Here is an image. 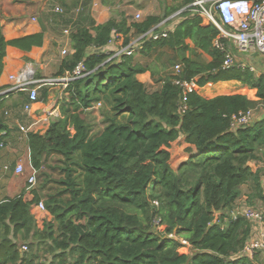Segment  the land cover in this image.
I'll use <instances>...</instances> for the list:
<instances>
[{
    "label": "trees",
    "instance_id": "16d2710c",
    "mask_svg": "<svg viewBox=\"0 0 264 264\" xmlns=\"http://www.w3.org/2000/svg\"><path fill=\"white\" fill-rule=\"evenodd\" d=\"M102 2L113 8L125 0ZM193 3L180 0L162 16L132 24L125 16L112 18L71 34L73 53L58 76L81 62L89 75L69 84L46 134L27 136L40 191L31 201L25 190L0 201V264H46V257L51 264H256L255 257L240 256L253 224L234 221L232 213L244 187L251 193L248 208L264 206L263 168L253 169L264 163V75L222 69L224 53L214 46L220 32L196 16ZM152 30L168 35L155 40ZM120 36L117 49L133 39L139 48L114 57L117 50L109 47ZM43 44V33L6 40L0 27V77L7 47L30 52ZM176 64L182 67L178 76L171 72ZM145 73L158 89L150 91L139 80ZM176 80H197L200 88L238 81L256 89L258 100L185 95ZM101 102L109 107L106 126L93 135L82 114ZM249 110L262 113L232 130V118ZM182 143L189 158L176 168ZM50 180L61 187L53 191ZM39 202L53 217L43 229L32 214Z\"/></svg>",
    "mask_w": 264,
    "mask_h": 264
},
{
    "label": "crops",
    "instance_id": "0c3cea01",
    "mask_svg": "<svg viewBox=\"0 0 264 264\" xmlns=\"http://www.w3.org/2000/svg\"><path fill=\"white\" fill-rule=\"evenodd\" d=\"M144 1L147 2L148 0H125L121 6L111 8L104 5L102 0H92L90 2L92 5L91 11L87 16L84 17L82 15L81 18H77L69 24L68 20L61 18L63 14L54 12V9L57 6H61L60 3L69 7L73 4L88 2V0H0V27L6 40L38 33L44 34L42 47H34L30 52H25L15 47H7L6 50L4 68L0 77V95L5 96L2 100L3 105L0 107V132L6 142L5 149L0 151V201L7 197H16L24 190V198L26 200L31 201L34 199V188L29 185L26 186L27 180L22 182L23 179L19 181L15 177V168L20 164H24L25 170L29 175L33 172V168L30 166V150L29 146H27V136L29 133L37 134L39 130L43 129L40 134L43 135L46 132L55 114L60 112L57 100L62 94V92L59 93L60 95L57 97V94L54 93L57 91V86H41L39 87V101L33 104L30 111H25L24 107L28 102L27 93H13L14 95L7 93L11 89L10 76L30 66L36 70V78L39 80L50 79L49 75L54 70L56 71L55 78H58V72L65 58L62 52L67 50L71 54L73 53L71 34L78 27L90 28L98 26L108 22L113 16L118 20H120L121 16H131V14L136 16L137 13L144 16H162L159 8L149 9L141 7L140 5ZM15 6H18V8H15ZM72 12L76 16H80L81 8H76ZM75 22H77V28L74 29ZM67 30L70 35L65 34ZM119 38L122 40L119 41L118 46H121L124 37ZM139 45L138 40H136L130 45L131 50H137ZM114 48L119 50L115 45H111L109 50ZM230 49L233 53H236L237 48L234 45H231ZM246 58L251 65L255 66L254 63L257 61L255 58H248V56ZM243 59H245V56H243ZM139 80L145 84L152 83L150 73L140 75ZM42 91H44L43 95L48 92L46 100H43L44 97L41 99ZM197 93L207 99L221 95L244 94L251 100H258L256 89H252L238 81L208 84L198 89ZM21 127H25L27 133L22 132ZM183 144L187 147L186 143ZM188 158L189 155L187 156ZM30 167L31 172L29 170ZM260 168H263L262 174H264V163H254V170ZM241 191V196L236 201L234 208L245 209L248 208L246 201H250L248 198L251 193L247 187L242 188ZM32 214L36 219L37 227L43 229L44 221H41L40 217L44 218L45 215L35 212H32ZM252 224L253 231L248 240L254 235L264 233V225H256L253 222ZM255 262L256 264H264V249L257 252Z\"/></svg>",
    "mask_w": 264,
    "mask_h": 264
},
{
    "label": "built area",
    "instance_id": "2783aa9c",
    "mask_svg": "<svg viewBox=\"0 0 264 264\" xmlns=\"http://www.w3.org/2000/svg\"><path fill=\"white\" fill-rule=\"evenodd\" d=\"M48 1V0H43ZM227 6L225 9L224 7ZM192 11L196 16L202 18L204 23L213 24L217 27L220 34L214 42L216 49L224 53V60L222 63L223 70H231L234 68H240L242 70H250L256 73L258 69L251 65L246 56L249 57L251 52L258 53L259 56L264 61V0H194L191 5ZM54 12L58 14H65V10L61 6H57ZM179 14V13H178ZM177 14V15H178ZM176 16V15H175ZM224 16V17H223ZM136 21H140L142 15L140 13L136 14ZM173 18V17H171ZM170 18V19H171ZM225 18V20H224ZM163 24V23H162ZM65 34L70 35L67 30ZM168 31L164 30L159 34H155L154 30L149 33L153 39L158 40L160 38H166ZM113 44V43H112ZM234 45L239 53L245 56L243 61H238L230 46ZM117 50V54L114 57L120 56L121 54L131 55L133 51L131 46H128L124 50ZM63 56H68L71 52L63 50ZM181 65L176 64L172 68V73L178 76L181 72ZM89 73L86 72L85 65L83 62L79 63L77 67L72 71H67L62 77L58 78H45L37 79L36 70L27 66L10 76L11 89L7 92L9 93H27L28 102L26 103L24 109L25 111H30L33 104L39 101L40 93L39 87L41 86H61L63 88L62 93H65L69 84L77 79H82L88 76ZM259 75H264L261 73ZM175 84L180 86L185 92L184 94L197 93L198 87L197 80L192 81H181L176 80ZM62 95L59 96L57 100L60 105L63 101ZM186 101V97H184ZM100 106V104H99ZM187 106H181V112L185 113ZM59 113L55 114L58 116ZM256 119V111L249 110L247 112H242L238 116H234L231 121L232 130H237L243 126L251 125ZM21 131L27 133L25 127H21ZM6 142L3 138V134L0 133V151L5 149ZM8 169V168H6ZM25 172V167L20 164L15 168L16 175H23ZM262 186L264 189V174L261 175ZM37 182L36 172L31 174L28 184L31 188L35 186ZM158 205V203H155ZM32 212L40 214H49L44 202H39L32 206ZM220 216V214H219ZM233 220L236 221L238 218H245L256 225H264V215L262 212L252 209H236L232 213ZM157 225L160 227V223ZM185 248L182 250L183 253H188L189 244L187 241H181ZM264 249V233L252 236L245 245V248L240 253V256H246L254 258L257 252ZM23 251H27V246H23ZM186 250V252H184Z\"/></svg>",
    "mask_w": 264,
    "mask_h": 264
},
{
    "label": "rangeland",
    "instance_id": "374dc122",
    "mask_svg": "<svg viewBox=\"0 0 264 264\" xmlns=\"http://www.w3.org/2000/svg\"><path fill=\"white\" fill-rule=\"evenodd\" d=\"M178 1H180V0H148L147 2H143L140 6L141 7H143V8H153V9H155V8H159L160 9V14H162V15H164L165 14V11L167 10V8L169 7V6H172V5H176V3L178 2ZM90 2H92V0H88V2H82L81 4H73V5H71V6H69V7H66L65 5H63L62 3H60V5H61V7L65 10V14H63V16H61V18H63V19H66V20H68V22H69V24H71L72 22H74L75 21V19H77V18H81L82 17V15L85 17V16H87V14L91 11V7H92V5L90 4ZM99 4V3H98ZM81 8V13H80V16H76L72 11L73 10H75L76 8ZM15 8H18V6L16 7L15 6ZM19 11L21 12V10L19 9ZM115 16H113L112 18H114ZM123 16H121V18H122ZM126 17V19H127V22H128V24H132V23H135V22H138V21H136V17H135V15H133V14H131V16H125ZM147 16H144V15H142V17H141V19H140V21H142V20H144L145 18H146ZM120 18V19H121ZM117 19V18H116ZM139 21V22H140ZM164 24V23H163ZM163 24H161L160 26H162ZM207 24V23H206ZM208 25V24H207ZM77 26V22H75V24H74V29L75 28H77L76 27ZM169 25H167V26H165L164 27V29H170V27H168ZM134 36V35H133ZM132 36V37H133ZM120 37H122V36H120ZM122 40V39H121ZM120 40V38L118 37V39H116V41L114 40V42H112V43H114L115 44V47H118V43H119V41H121ZM136 40H138V39H133V41H132V43H134ZM123 41H124V38H123ZM123 41H122V43H123ZM111 43V44H112ZM131 43V44H132ZM110 44V45H111ZM127 47H125V48H122L121 50H124V49H126ZM138 48V47H137ZM115 49V48H114ZM113 49V50H114ZM120 50V51H121ZM234 55L236 56V58L238 59V61H243L244 59H243V54L242 53H239L238 52V50H236V53H234ZM249 57H253V58H255L257 61H255L256 63H254L255 64V66L258 68V71L256 72V74L257 75H259V74H261V73H264V61H262L263 59L259 56V54L258 53H255V52H251V54L249 55ZM248 57V58H249ZM205 60H209V58L207 57V56H205ZM171 72H172V70H171ZM56 71L54 70L53 71V73H51L49 76L51 77V78H55L56 76ZM147 84V86H148V89L150 90V91H154V90H156V89H158L159 88V86L156 84V83H154L153 81H152V83H146ZM57 91H55L54 93H56L57 94V97L60 95L59 93H61L62 91H63V88L61 87V86H57V89H56ZM43 93H44V91H42L41 92V99L44 97V95H43ZM63 94V96H62V98H63V100H65V93H62ZM244 95V94H243ZM62 103V102H61ZM99 104H100V106H99ZM59 108H60V105H59ZM60 111V110H59ZM109 112V107H107L106 105H105V103H103V102H101V103H98L95 107H93L92 109H89V110H85L84 111V113L82 114V118H84L85 119V121L91 126V128H92V134L93 135H96V134H100L102 131H103V129L105 128V126H106V123H105V113H108ZM256 113H257V115H259V114H261L262 113V111L261 112H257L256 111ZM59 116H60V113L58 114V116H55L53 119H52V121H51V123L52 122H54V121H57L58 120V118H59ZM50 123V124H51ZM50 126V125H49ZM49 128V127H48ZM48 128L46 129V131L48 130ZM44 130V129H43ZM43 130H39L38 131V135H41L40 133L43 131ZM44 134H46V132L44 133ZM43 134V135H44ZM43 135H41V136H43ZM29 144L27 143V146H28ZM29 148V147H28ZM185 149H186V145L185 144H180V146L177 148V153H176V155H175V158H174V160H173V165L176 167V168H178L183 162H185V161H187L188 159H187V156H188V154L186 153V151H185ZM31 155V154H30ZM54 157V155L52 156V158ZM51 164H52V166H56L57 164L55 163V161H53V159H52V162H51ZM24 167H25V165L24 164H22ZM30 166L33 168V166L31 165V163H30ZM31 167L29 168V170H30V172H31ZM33 172H35L34 171V169H33ZM33 172L31 173V174H33ZM31 174L29 175V173L28 172H26V170H25V172H24V174L23 175H15V177H17V179H19V181H21V179H23V181L22 182H25L26 180H27V178L29 177V176H31ZM49 175L50 174H52V170H50L49 171V173H48ZM55 176H58V177H61L60 175H57V174H54ZM30 178V177H29ZM28 178V179H29ZM36 179H37V176H36ZM49 184L50 185H52L53 186V191H55L56 189H57V187H61L60 185H59V183L57 182V181H55V180H50L49 181ZM26 186H27V184H26ZM34 188V191L33 192H39L40 191V189H39V183H38V180H37V182H36V184H35V186L33 187ZM256 210H258V211H260V212H262L263 213V215H264V206L261 204V203H259V205L257 206V207H254ZM49 217H52L51 216V214L49 213V214H46L45 216H44V218H42V217H40V220L41 221H44V224L45 223H47V222H51L52 220H53V217L52 218H50L49 219ZM43 227H44V225H43ZM159 230L160 231H163L164 230V227H160L159 228ZM28 248V247H27ZM28 251V250H27ZM26 251V252H27ZM184 252H186V250H184ZM49 256V255H48ZM51 260H52V258L51 257H46L45 259H42L41 261L42 262H45L46 264H51Z\"/></svg>",
    "mask_w": 264,
    "mask_h": 264
},
{
    "label": "clouds",
    "instance_id": "9594fccd",
    "mask_svg": "<svg viewBox=\"0 0 264 264\" xmlns=\"http://www.w3.org/2000/svg\"><path fill=\"white\" fill-rule=\"evenodd\" d=\"M224 8L226 9V8H227V6H225ZM223 17H224V16H223ZM224 20H225V18H224Z\"/></svg>",
    "mask_w": 264,
    "mask_h": 264
},
{
    "label": "water",
    "instance_id": "95a60500",
    "mask_svg": "<svg viewBox=\"0 0 264 264\" xmlns=\"http://www.w3.org/2000/svg\"><path fill=\"white\" fill-rule=\"evenodd\" d=\"M218 214H220V213H218ZM214 224H211V226H213Z\"/></svg>",
    "mask_w": 264,
    "mask_h": 264
}]
</instances>
